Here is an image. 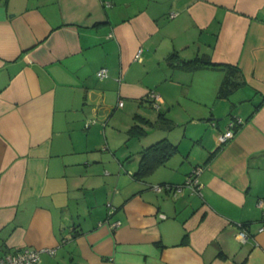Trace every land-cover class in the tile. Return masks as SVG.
<instances>
[{
    "label": "crops",
    "instance_id": "1",
    "mask_svg": "<svg viewBox=\"0 0 264 264\" xmlns=\"http://www.w3.org/2000/svg\"><path fill=\"white\" fill-rule=\"evenodd\" d=\"M198 56L240 84L220 96L225 68L180 65ZM117 99L135 120L118 142ZM162 139L175 152L137 178ZM26 246L55 249L39 264H264V0H0V256Z\"/></svg>",
    "mask_w": 264,
    "mask_h": 264
},
{
    "label": "built area",
    "instance_id": "2",
    "mask_svg": "<svg viewBox=\"0 0 264 264\" xmlns=\"http://www.w3.org/2000/svg\"><path fill=\"white\" fill-rule=\"evenodd\" d=\"M177 15V12H173L170 14V17H175ZM142 52L143 49L140 47L136 54L135 58L138 60L142 59ZM98 76L100 78H104L108 76V68L102 67L98 71ZM150 104L152 107L156 109H160L162 98L160 94H158L156 91L152 90L149 93L148 97ZM118 106L123 107L124 106V100H119ZM89 124V123H88ZM243 124V119L240 116L233 115L229 118L228 126L226 130L219 134L218 136V142L221 144L226 143L228 140L232 139L235 136L236 131L240 128V126ZM203 170V167L201 165H198L194 167V169L189 174L185 184L183 185L188 187L192 193L200 192V188L202 186V183L200 182L199 175L201 171ZM164 185H155L154 189L160 191L163 189ZM178 189H181L182 186L177 187ZM119 222H116L115 225H117ZM241 237L243 238L245 236V232H240ZM45 251L50 252L53 254L55 252V249L53 248H34V247H22L10 252H7L0 256V264H39L41 261V254Z\"/></svg>",
    "mask_w": 264,
    "mask_h": 264
},
{
    "label": "trees",
    "instance_id": "3",
    "mask_svg": "<svg viewBox=\"0 0 264 264\" xmlns=\"http://www.w3.org/2000/svg\"><path fill=\"white\" fill-rule=\"evenodd\" d=\"M170 59H174V54L170 55ZM180 65L187 69H196L199 67L225 68L227 70V74L219 89L220 96L228 95L235 86L240 84L230 76L231 73H233L231 67L228 65L214 63L209 57L206 56H198L189 60H182ZM231 116H233V114H231L230 117ZM133 128H137V126L134 125ZM176 148L177 146L171 144L167 139L159 140L156 143L146 147L141 152L139 166L135 172V176L137 178H143L153 172L158 166L164 164L168 160V158L175 152Z\"/></svg>",
    "mask_w": 264,
    "mask_h": 264
},
{
    "label": "rangeland",
    "instance_id": "4",
    "mask_svg": "<svg viewBox=\"0 0 264 264\" xmlns=\"http://www.w3.org/2000/svg\"><path fill=\"white\" fill-rule=\"evenodd\" d=\"M113 104H114V107H117L118 106V99L117 100H115V101H113ZM143 107V106H142ZM125 107H122V108H119V110L116 112V114H115V119H114V123L116 124H119L120 125V127H118V128H120L119 129V132H121V134L119 135V136H115L116 137V139L114 138V140L116 141V142H118V140H122V138L125 136L126 137V130L129 128V125H127V124H134V114L132 113V114H127L126 112H127V110H125L124 109ZM117 109V108H116ZM143 109V111H140L141 113L140 114H143V115H145V113L146 114H149V112H152V113H158V109H156V108H153V107H150L148 104H145L144 105V107L142 108ZM125 114H124V113ZM146 116H148V115H146ZM226 119H227V116L224 114L223 116H222V119L220 120V122H221V124H222V127H224V123H225V121H226ZM137 121V120H136ZM140 121V120H139ZM110 126V125H109ZM116 126V125H115ZM115 129V128H114ZM116 130V129H115ZM224 130V129H223ZM225 131V130H224ZM155 133V132H154ZM156 140V139H155ZM132 161H134V159L132 160Z\"/></svg>",
    "mask_w": 264,
    "mask_h": 264
}]
</instances>
